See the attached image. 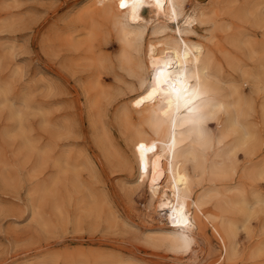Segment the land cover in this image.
Masks as SVG:
<instances>
[{
	"label": "rangeland",
	"instance_id": "obj_1",
	"mask_svg": "<svg viewBox=\"0 0 264 264\" xmlns=\"http://www.w3.org/2000/svg\"><path fill=\"white\" fill-rule=\"evenodd\" d=\"M95 1L0 0V264H72L80 256L86 264H218L213 238L183 253L157 240L164 223L148 209L135 121L118 116L131 79L116 62L113 27L93 14ZM197 1L206 18L196 32L263 136L264 0ZM143 17L155 22L149 10ZM262 144L252 156L237 153L244 173L216 181L220 191L264 198V178L247 173L264 160ZM236 242L229 264H264L261 209Z\"/></svg>",
	"mask_w": 264,
	"mask_h": 264
},
{
	"label": "bare ground",
	"instance_id": "obj_2",
	"mask_svg": "<svg viewBox=\"0 0 264 264\" xmlns=\"http://www.w3.org/2000/svg\"><path fill=\"white\" fill-rule=\"evenodd\" d=\"M121 3L96 0L92 11L113 27L116 62L131 79L126 90L129 105L118 116L135 121L130 129L148 209L164 223L154 231L157 240L183 253L197 240L213 238L221 250L216 262L232 263L237 236L248 228L255 208L264 212V198L250 199L240 188L220 191L215 183L237 174V153L256 154L264 135L248 121L249 106L239 88L222 75L196 32L206 18L204 1L194 0L188 9V0H124V7ZM146 10L155 22L144 19ZM247 173L249 178H264V160ZM84 259L80 256L72 264H86Z\"/></svg>",
	"mask_w": 264,
	"mask_h": 264
},
{
	"label": "snow or ice",
	"instance_id": "obj_3",
	"mask_svg": "<svg viewBox=\"0 0 264 264\" xmlns=\"http://www.w3.org/2000/svg\"><path fill=\"white\" fill-rule=\"evenodd\" d=\"M124 6H125V4H124V0H122L121 7H124ZM140 147L143 148L144 146L141 145Z\"/></svg>",
	"mask_w": 264,
	"mask_h": 264
}]
</instances>
